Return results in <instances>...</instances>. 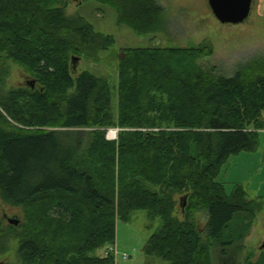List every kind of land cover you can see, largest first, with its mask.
I'll list each match as a JSON object with an SVG mask.
<instances>
[{"label": "trees", "instance_id": "16d2710c", "mask_svg": "<svg viewBox=\"0 0 264 264\" xmlns=\"http://www.w3.org/2000/svg\"><path fill=\"white\" fill-rule=\"evenodd\" d=\"M85 2L111 7L137 34L161 29L159 0ZM115 45L85 18L68 16L64 0H0V199L28 219L22 233L0 220V251L15 235L21 264H117L94 253L116 246L118 223L144 211L162 222L145 256L242 264L262 198L241 184L228 194L219 177L232 156L261 148L264 58L225 76L201 64L213 56L208 46L135 48L123 52L114 89L88 72L74 78L73 58ZM7 62L35 88L5 92ZM109 128L132 131L108 141ZM183 194L181 220L175 196ZM198 212L208 216L205 228Z\"/></svg>", "mask_w": 264, "mask_h": 264}, {"label": "rangeland", "instance_id": "374dc122", "mask_svg": "<svg viewBox=\"0 0 264 264\" xmlns=\"http://www.w3.org/2000/svg\"><path fill=\"white\" fill-rule=\"evenodd\" d=\"M159 2L164 9L161 29L159 32L140 35L129 26H120L116 11L109 6L97 2H85V0H64L68 16L85 18L98 33L112 36L116 42L114 47L116 51L97 52L94 59H80L76 71L72 67L74 78L88 72L106 78L114 89L118 85L119 61L125 58L123 52L135 48L208 46L212 48L213 56L202 60L201 64L205 68L217 67V72L225 76H232L252 60L264 58V0H254L249 19L238 25L220 23L207 0H159ZM5 66L8 69L3 88L5 92L18 87H28L30 82L34 81L21 67L11 62H7ZM0 111L3 112L1 107ZM39 129L33 128L27 131ZM112 131L114 135L110 136ZM123 131L132 130L107 129V140L118 141L119 133ZM260 135L259 151L232 156L222 168L219 181L228 194L232 193L236 185L241 184L251 199L260 196L264 203V131ZM184 196L186 195L175 196L177 202L175 216L181 220L184 217L181 208V200ZM8 219H18L20 224L26 225L27 211L23 207L5 206L0 199V220L6 231H9V226H14ZM194 219L201 228L206 227L208 216L204 212L195 213ZM161 225V220L151 222L146 212H136L132 214L128 223H118L116 246H109L107 253L105 250H98L94 255H114L117 264H170L161 259L149 258L143 253L146 242L161 228ZM17 231L22 233L24 228L19 227ZM204 238L207 239L205 235ZM19 243L20 239L15 235L9 238L5 248L0 251V264H21L18 254ZM245 245L242 264L248 262L257 264L264 254V222L256 218ZM214 260L218 263L216 254Z\"/></svg>", "mask_w": 264, "mask_h": 264}, {"label": "water", "instance_id": "95a60500", "mask_svg": "<svg viewBox=\"0 0 264 264\" xmlns=\"http://www.w3.org/2000/svg\"><path fill=\"white\" fill-rule=\"evenodd\" d=\"M216 19L222 24L238 25L245 23L252 12L254 0H207ZM80 59L73 58L72 65L74 71ZM32 89L35 88V81L30 82ZM188 196L181 200L182 211L185 212ZM9 223L19 226L20 220L8 219Z\"/></svg>", "mask_w": 264, "mask_h": 264}, {"label": "crops", "instance_id": "0c3cea01", "mask_svg": "<svg viewBox=\"0 0 264 264\" xmlns=\"http://www.w3.org/2000/svg\"><path fill=\"white\" fill-rule=\"evenodd\" d=\"M261 133H263V131L261 132ZM260 197V196H259ZM259 197H257V198H259ZM257 198H255V199H257ZM262 198V197H261ZM260 205H261V207H260V210H259V213H258V215H257V220H259L260 222H264V203H263V200H261L260 201ZM106 253V252H105Z\"/></svg>", "mask_w": 264, "mask_h": 264}, {"label": "bare ground", "instance_id": "6f19581e", "mask_svg": "<svg viewBox=\"0 0 264 264\" xmlns=\"http://www.w3.org/2000/svg\"><path fill=\"white\" fill-rule=\"evenodd\" d=\"M114 135V132L112 131V132H110V136H113Z\"/></svg>", "mask_w": 264, "mask_h": 264}, {"label": "built area", "instance_id": "2783aa9c", "mask_svg": "<svg viewBox=\"0 0 264 264\" xmlns=\"http://www.w3.org/2000/svg\"><path fill=\"white\" fill-rule=\"evenodd\" d=\"M112 251H114V250H112Z\"/></svg>", "mask_w": 264, "mask_h": 264}]
</instances>
